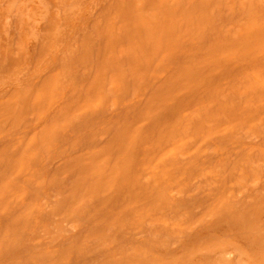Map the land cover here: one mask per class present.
Returning <instances> with one entry per match:
<instances>
[{"label": "rangeland", "instance_id": "rangeland-1", "mask_svg": "<svg viewBox=\"0 0 264 264\" xmlns=\"http://www.w3.org/2000/svg\"><path fill=\"white\" fill-rule=\"evenodd\" d=\"M0 264H264V0H0Z\"/></svg>", "mask_w": 264, "mask_h": 264}]
</instances>
